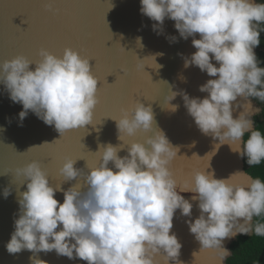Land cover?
Masks as SVG:
<instances>
[{
  "label": "clouds",
  "instance_id": "9594fccd",
  "mask_svg": "<svg viewBox=\"0 0 264 264\" xmlns=\"http://www.w3.org/2000/svg\"><path fill=\"white\" fill-rule=\"evenodd\" d=\"M53 2L45 3L46 10L53 11ZM140 4L141 14L157 22L154 31L168 18L175 22L181 38L193 37L196 51L184 57L185 68L195 66L215 77L199 87L206 97L170 89L164 104L181 96L200 132L219 143L239 144L248 133L241 155L247 157L249 166L264 161V134L254 128L252 119L260 109L251 100L264 101V67L259 66L254 51L261 43L256 26L264 23V2L140 0ZM161 32L162 28L157 34ZM136 39L140 44L142 38ZM168 39L175 42L177 38ZM38 55L35 63L23 55L0 63V83L13 103L22 104L21 126L29 111L46 125H54L61 136L93 124L98 79L92 74L90 59L72 48H65L62 56L41 48ZM121 113L111 119L124 144H99L94 152L98 166L88 167L87 173L74 167L77 160L66 158L59 174L63 182L76 181L67 190L61 184L51 186L38 161L16 169V175L23 177L21 184L27 182V190L19 193V217L6 244L9 254L32 252L31 264H48L36 254L52 251L87 264H158L156 256L162 254L166 264H175L182 244L171 232L173 218L177 210L191 217L192 201H198L200 215L186 223L200 250L215 249L222 260L228 254L223 247L226 238L252 231L253 217L264 215V181L242 171L218 179L209 170V161L207 169L194 172L192 188H180L170 169L179 148L162 130L154 129L151 105L137 101ZM138 131L152 135L143 143H125L126 137ZM124 145L127 155L121 157L118 153ZM110 162L115 170L108 167ZM233 176H245V183H233ZM57 191H63V203L55 198ZM185 192L195 195L189 200L181 194ZM10 194L5 188L4 197ZM254 232L264 236V224L257 223Z\"/></svg>",
  "mask_w": 264,
  "mask_h": 264
},
{
  "label": "water",
  "instance_id": "95a60500",
  "mask_svg": "<svg viewBox=\"0 0 264 264\" xmlns=\"http://www.w3.org/2000/svg\"><path fill=\"white\" fill-rule=\"evenodd\" d=\"M47 2L0 0V63L17 55L35 63L40 59L41 48L57 56H62L65 48H72L90 59L92 74L98 79L99 102L94 109L93 124L68 130L61 136L54 125H46L32 111L28 112L21 126L19 113L22 104L13 103L0 83V264H31L29 258L33 256L27 250L16 254H9L6 250L14 231V220L19 217V193L27 190V182L21 184L23 177L16 175V169L38 161L49 177L50 185L61 184L62 189L67 190L76 181L63 182L58 170L65 159L77 160L74 167L85 173L88 167L98 166L94 152L99 144H124L118 139L116 122L111 118L118 119L121 109L137 101L145 106L151 105L154 129L162 130L173 146L179 148L170 164L178 187L192 188L194 172L207 169L209 161V170L214 171L218 179L234 173L231 146L223 144L230 142L219 143L202 134L188 114L181 96H176L167 106L164 104V96L170 89L186 91L190 97L208 95L200 92L199 87L215 77H209L195 66L184 67V57H190L196 51L191 42L193 37L181 38L174 27L175 22L168 18L157 29L162 28L158 35L153 30L157 22L141 14L140 0H54L53 11L46 10ZM173 36L177 38L175 42L168 39ZM137 37L142 38L140 44ZM195 38L199 39V34ZM254 51L256 53V48ZM30 67L34 69L35 66ZM252 103L257 104L253 100ZM174 105L178 106L175 111ZM258 108L261 111V107ZM239 111L233 113L234 118ZM148 135L152 133L138 131L135 136L126 137L125 143H143ZM44 142L49 144L41 145ZM243 143L244 138L237 144L238 170L254 178L246 171L245 156L241 155ZM127 147L124 145L118 155H127ZM108 167L115 170L111 162ZM232 182L238 184L235 176ZM5 188L11 192L7 198L3 195ZM181 194L189 200L195 195L191 192ZM55 198L63 203V191H57ZM192 203L191 217H184L177 210L173 218L171 232L182 244L175 264H218L220 253L215 249L200 250V243L189 231L186 221L200 215L198 201ZM253 220L254 217L251 225ZM252 233L253 226L249 234ZM239 235L244 234L223 241L228 254L222 264H227L232 254L230 245ZM36 256L48 264H87L83 260L58 256L55 251L40 252ZM156 260L158 264H166L162 254L156 256ZM170 264L174 262L170 261Z\"/></svg>",
  "mask_w": 264,
  "mask_h": 264
},
{
  "label": "trees",
  "instance_id": "16d2710c",
  "mask_svg": "<svg viewBox=\"0 0 264 264\" xmlns=\"http://www.w3.org/2000/svg\"><path fill=\"white\" fill-rule=\"evenodd\" d=\"M257 2H264V0H257ZM257 30L261 31L260 40L261 43L256 47V55L259 60V66L264 67V23L256 26ZM264 79V78H262ZM253 101L261 107V111L258 115L253 116L255 122V129L260 130L264 134V101H260L258 98H252ZM248 138V133L244 136V141ZM246 171L254 178H260L264 181V161H261L258 165L249 166L247 163V157L245 156ZM257 223L264 224V215L255 217L253 220V233L247 235H239L231 243V256L227 259V264H264V236H258L254 232L255 225Z\"/></svg>",
  "mask_w": 264,
  "mask_h": 264
},
{
  "label": "bare ground",
  "instance_id": "6f19581e",
  "mask_svg": "<svg viewBox=\"0 0 264 264\" xmlns=\"http://www.w3.org/2000/svg\"><path fill=\"white\" fill-rule=\"evenodd\" d=\"M237 115L238 114H236L235 117ZM230 146H231V155H230L231 166H232L233 172L235 173V172L239 171L238 170V164H237V162L239 160L238 146L236 143H231ZM235 177H236L238 184L245 183V177L244 176H235ZM218 264H222V260L220 259V255L218 256Z\"/></svg>",
  "mask_w": 264,
  "mask_h": 264
},
{
  "label": "rangeland",
  "instance_id": "374dc122",
  "mask_svg": "<svg viewBox=\"0 0 264 264\" xmlns=\"http://www.w3.org/2000/svg\"><path fill=\"white\" fill-rule=\"evenodd\" d=\"M254 106L258 108V105L257 104H255Z\"/></svg>",
  "mask_w": 264,
  "mask_h": 264
}]
</instances>
